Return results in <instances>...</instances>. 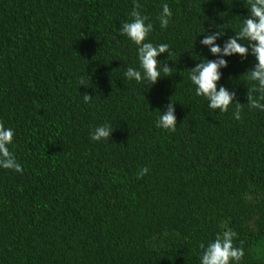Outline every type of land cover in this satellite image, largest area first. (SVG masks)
I'll return each mask as SVG.
<instances>
[{
	"label": "trees",
	"instance_id": "trees-1",
	"mask_svg": "<svg viewBox=\"0 0 264 264\" xmlns=\"http://www.w3.org/2000/svg\"><path fill=\"white\" fill-rule=\"evenodd\" d=\"M162 3L172 13L163 29ZM134 4L153 24L147 41L170 47L157 59L176 69L150 88L123 77L138 67L117 34ZM246 6L0 0V122L22 169H0V264H199L198 245L225 227L240 264H264V111L246 104L254 58L222 57L219 83L237 93L239 120L233 105L209 110L188 79L202 56L218 59L199 43L204 29L222 32V47ZM170 100L172 132L154 123ZM106 122L110 138L91 141Z\"/></svg>",
	"mask_w": 264,
	"mask_h": 264
},
{
	"label": "clouds",
	"instance_id": "clouds-1",
	"mask_svg": "<svg viewBox=\"0 0 264 264\" xmlns=\"http://www.w3.org/2000/svg\"><path fill=\"white\" fill-rule=\"evenodd\" d=\"M247 14L241 16L238 31L229 36L221 47L216 44V40L223 34L220 31L209 34L204 29L203 39L199 41L201 45L208 49V52L218 59L210 60L205 56L199 63L188 69V79L194 86V93L197 97H203L207 101L209 110H219L220 113L228 111L229 106H234L233 118L240 119L241 104L236 101L237 93L219 83L222 77L221 69L227 67V61L222 57L238 55L242 58L251 56L255 63L246 69V79L254 82L253 87L247 91L246 99L249 109H259L264 111V0H246ZM138 4H134L129 13L130 19L120 23L117 34L126 37L136 46V56L138 67H127L123 72L126 81H134L150 88L163 77L170 76L175 68H170L167 64L158 60L157 57L167 53L166 59L171 56V50L167 43L153 44L147 41L148 35L153 30V24L147 16L141 14L137 9ZM172 13L167 3L161 4V11L158 16L160 27L166 28ZM84 82H80V86ZM87 87V86H86ZM257 93L255 97L251 94ZM91 96L83 94L84 103H88ZM155 127L169 132L176 130V115L174 103L170 100L157 111L154 121ZM113 128L109 123H103L89 132V139L94 142L108 140ZM14 131L0 122V169L21 172V166L10 147H14ZM147 169H140L139 176L144 175ZM138 176V178H139ZM236 233L225 227L217 232L213 239L206 244L201 242L198 247L199 264H240L244 251L234 244Z\"/></svg>",
	"mask_w": 264,
	"mask_h": 264
}]
</instances>
